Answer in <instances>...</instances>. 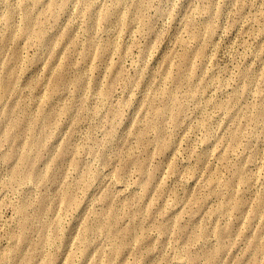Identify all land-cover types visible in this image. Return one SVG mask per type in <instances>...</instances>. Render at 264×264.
Masks as SVG:
<instances>
[{
    "label": "rangeland",
    "instance_id": "374dc122",
    "mask_svg": "<svg viewBox=\"0 0 264 264\" xmlns=\"http://www.w3.org/2000/svg\"><path fill=\"white\" fill-rule=\"evenodd\" d=\"M0 264H264V0H0Z\"/></svg>",
    "mask_w": 264,
    "mask_h": 264
}]
</instances>
